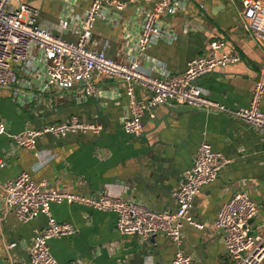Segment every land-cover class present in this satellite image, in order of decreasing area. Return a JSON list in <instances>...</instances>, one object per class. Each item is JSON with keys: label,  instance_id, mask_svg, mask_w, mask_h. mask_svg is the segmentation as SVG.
Listing matches in <instances>:
<instances>
[{"label": "crops", "instance_id": "obj_1", "mask_svg": "<svg viewBox=\"0 0 264 264\" xmlns=\"http://www.w3.org/2000/svg\"><path fill=\"white\" fill-rule=\"evenodd\" d=\"M39 11V20L61 38L74 41L71 31L61 32L57 23L64 15L82 13L90 0H27ZM128 2L129 0H117ZM144 2L128 3L114 12V23H95L91 49L104 50L116 61H124L123 52L134 42L139 8ZM241 0H195L173 15H163L161 26L175 35L174 40H159L149 45L142 61L165 63L170 72L186 69L197 55L209 53L213 39H225L228 49H237L241 61L216 67L199 77L195 84L207 91L210 99L228 108L247 106L256 84H262L259 109L264 113V47L245 31L240 21ZM100 95L79 100L82 85L70 89L53 87L41 98L18 106L9 91L0 89V118L8 133L27 127H40L77 115L87 123L100 126L97 133H68L63 137L45 135L36 150L16 148L11 139L0 135V158L6 166L0 170V256L26 260L34 235L47 225L39 215L20 221L4 205L3 184L21 171H28L36 182L78 195L107 192L136 200L153 211H174L173 191L194 161L201 140L222 152L231 162L218 172L216 179L201 187L193 200L191 214L204 224L197 229L182 228V249L192 264H234L226 252L222 233L213 223L219 206L237 190L246 191L258 211L250 221V233L263 238L264 245V150L260 129L236 118L204 109L181 110L166 104L154 118L145 113L139 135L126 133L121 125L127 96L118 78H98ZM149 93L135 87V97L146 99ZM38 152V155L35 153ZM52 216L71 223L76 232L51 239L54 258L63 263L79 260L83 264H166L176 246L165 236L143 240L124 235L116 226V213L90 209L77 202L51 203ZM12 243V248L8 246ZM264 264V260L259 263Z\"/></svg>", "mask_w": 264, "mask_h": 264}, {"label": "built area", "instance_id": "obj_2", "mask_svg": "<svg viewBox=\"0 0 264 264\" xmlns=\"http://www.w3.org/2000/svg\"><path fill=\"white\" fill-rule=\"evenodd\" d=\"M195 0H90L80 14L61 17L57 28L71 30L74 41L57 36L51 28L39 20V11L27 0H0V89L9 91L11 100L24 106L41 98L53 87L70 89L82 82L77 98L97 97L100 90L98 78H118L127 96L125 115L121 125L131 135H139L145 113L154 118L163 105L189 106L205 111H215L239 119L260 129L263 133L264 113L259 109L262 84L258 82L247 106L228 108L208 97L207 91L195 81L213 71L241 61L237 49H228L225 39H213L209 53L192 58L186 69L170 72L165 63L148 59L149 67H143L146 50L153 42H171L175 35L161 26L163 15H173L187 8ZM144 2L139 8V22L134 42L124 52V61L108 57L104 50L91 49L94 25L99 20L114 23L128 3ZM240 21L246 32L264 47V0H241ZM149 93L146 99L135 97V87ZM98 124L87 123L77 115L60 122L46 123L40 127H27L17 133H8L0 118V135L6 134L16 148L37 151L36 145L45 135L63 137L68 133H97ZM38 155V152L35 153ZM231 159L201 140L192 166L183 174L182 181L172 195L176 203L174 211H153L144 204L107 192L95 195H78L49 187L46 182H36L31 173L21 171L3 184L4 205L22 222L39 215L47 217L46 227L32 239V248L26 260L4 259L7 264H83L79 260L59 262L49 247L51 239L71 236L76 232L69 222L57 221L50 212L51 203L77 202L90 209L116 213V226L121 234L137 235L148 240L156 235L167 237L175 246L173 258L166 264H192L191 257L182 249V228L189 224L203 229L191 209L201 187L213 182L218 172ZM0 158V170L6 166ZM258 206L244 190L235 191L218 208L214 227L222 233V240L234 264H259L264 260L263 238L250 233V221L256 216ZM12 243L8 248H12Z\"/></svg>", "mask_w": 264, "mask_h": 264}, {"label": "water", "instance_id": "obj_3", "mask_svg": "<svg viewBox=\"0 0 264 264\" xmlns=\"http://www.w3.org/2000/svg\"><path fill=\"white\" fill-rule=\"evenodd\" d=\"M196 82V81H195ZM80 85H82V82H79ZM181 110H193V109H196V108H193V107H189V106H180L179 107ZM154 237L150 238V239H153ZM0 264H7L5 262V260L0 256Z\"/></svg>", "mask_w": 264, "mask_h": 264}]
</instances>
